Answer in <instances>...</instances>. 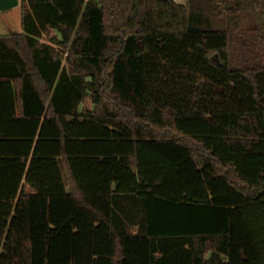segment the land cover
Returning <instances> with one entry per match:
<instances>
[{
    "label": "trees",
    "instance_id": "1",
    "mask_svg": "<svg viewBox=\"0 0 264 264\" xmlns=\"http://www.w3.org/2000/svg\"><path fill=\"white\" fill-rule=\"evenodd\" d=\"M22 6L0 264H264V0Z\"/></svg>",
    "mask_w": 264,
    "mask_h": 264
},
{
    "label": "crops",
    "instance_id": "2",
    "mask_svg": "<svg viewBox=\"0 0 264 264\" xmlns=\"http://www.w3.org/2000/svg\"><path fill=\"white\" fill-rule=\"evenodd\" d=\"M177 3L185 4L186 0H174ZM25 5V4H24ZM22 0H18V3L10 8L5 10H0V34H8L11 32H21V11H22ZM50 36L57 34L55 31L50 30ZM48 32V33H49ZM47 33H43L42 38ZM49 36V37H50Z\"/></svg>",
    "mask_w": 264,
    "mask_h": 264
},
{
    "label": "rangeland",
    "instance_id": "3",
    "mask_svg": "<svg viewBox=\"0 0 264 264\" xmlns=\"http://www.w3.org/2000/svg\"><path fill=\"white\" fill-rule=\"evenodd\" d=\"M50 35H51L50 32L47 33V34L42 38V41H48ZM80 108H81V109H83V108H86V109H88V108H92V103H91V100H90L89 97H86V98L83 100V102H82L81 105H80Z\"/></svg>",
    "mask_w": 264,
    "mask_h": 264
},
{
    "label": "water",
    "instance_id": "4",
    "mask_svg": "<svg viewBox=\"0 0 264 264\" xmlns=\"http://www.w3.org/2000/svg\"><path fill=\"white\" fill-rule=\"evenodd\" d=\"M18 3V0H0V10L13 7Z\"/></svg>",
    "mask_w": 264,
    "mask_h": 264
}]
</instances>
